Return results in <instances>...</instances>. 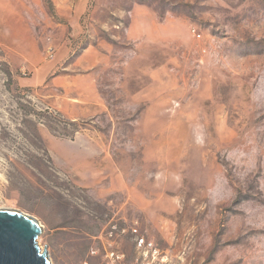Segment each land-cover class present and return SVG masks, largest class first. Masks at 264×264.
I'll list each match as a JSON object with an SVG mask.
<instances>
[{"label": "rangeland", "instance_id": "374dc122", "mask_svg": "<svg viewBox=\"0 0 264 264\" xmlns=\"http://www.w3.org/2000/svg\"><path fill=\"white\" fill-rule=\"evenodd\" d=\"M51 264H264V0H0V208Z\"/></svg>", "mask_w": 264, "mask_h": 264}, {"label": "water", "instance_id": "95a60500", "mask_svg": "<svg viewBox=\"0 0 264 264\" xmlns=\"http://www.w3.org/2000/svg\"><path fill=\"white\" fill-rule=\"evenodd\" d=\"M38 220L11 207L0 208V264H51L38 244Z\"/></svg>", "mask_w": 264, "mask_h": 264}]
</instances>
